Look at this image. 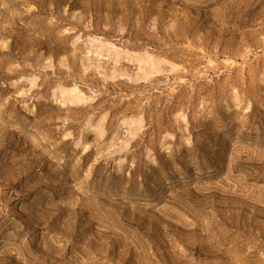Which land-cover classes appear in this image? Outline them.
Masks as SVG:
<instances>
[{
	"label": "rangeland",
	"instance_id": "obj_1",
	"mask_svg": "<svg viewBox=\"0 0 264 264\" xmlns=\"http://www.w3.org/2000/svg\"><path fill=\"white\" fill-rule=\"evenodd\" d=\"M0 264H264V0H0Z\"/></svg>",
	"mask_w": 264,
	"mask_h": 264
}]
</instances>
